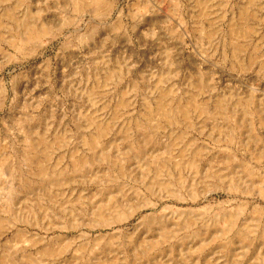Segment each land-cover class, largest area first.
Returning <instances> with one entry per match:
<instances>
[{
  "label": "rangeland",
  "instance_id": "obj_1",
  "mask_svg": "<svg viewBox=\"0 0 264 264\" xmlns=\"http://www.w3.org/2000/svg\"><path fill=\"white\" fill-rule=\"evenodd\" d=\"M0 170V264H264V0H0Z\"/></svg>",
  "mask_w": 264,
  "mask_h": 264
},
{
  "label": "bare ground",
  "instance_id": "obj_2",
  "mask_svg": "<svg viewBox=\"0 0 264 264\" xmlns=\"http://www.w3.org/2000/svg\"><path fill=\"white\" fill-rule=\"evenodd\" d=\"M2 166V165H1ZM0 174H1V170H0Z\"/></svg>",
  "mask_w": 264,
  "mask_h": 264
}]
</instances>
